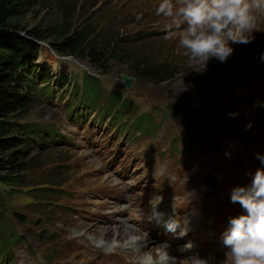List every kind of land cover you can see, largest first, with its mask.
<instances>
[{
  "label": "rangeland",
  "instance_id": "obj_1",
  "mask_svg": "<svg viewBox=\"0 0 264 264\" xmlns=\"http://www.w3.org/2000/svg\"><path fill=\"white\" fill-rule=\"evenodd\" d=\"M159 2L160 0H39L37 5L29 8L23 15V28L17 30L21 37L27 38L26 31L36 25L46 27L55 24L58 28L64 24L67 27L69 23H74L75 26L89 25L96 30L98 39L103 42L124 39L126 49L132 50L140 58L161 60L162 55H168L167 62L173 66L175 74L164 81H152L144 78L145 76L137 77L136 66H132L130 61L111 60L96 64L85 53L60 56L52 49L48 40L37 41V61L46 62L45 65L52 69L53 77L66 74L71 82L67 90L48 100L37 98L35 92L31 94L33 98L26 104L23 118L19 120L20 123L37 127L47 123L55 129L56 134L52 138L47 134L37 137L34 133L30 134L32 131H27L25 135L29 136L30 141L26 150L33 158L29 162V171L21 174L23 183L17 187L1 183V188L7 190L9 196L4 194L5 209L2 208L1 224L7 230L1 240L3 245L2 248L0 246V264L5 263L6 255L14 264L20 260L22 264L23 261L26 262L24 264H81V261H89L90 264H121L116 259L67 257L71 245H78V255L86 253L99 258L104 251L87 242L100 243L98 239H101L108 244L107 250L124 243L125 240L115 243L121 237L114 233L116 227L129 225L139 234L138 237L146 238L136 228L135 222H132L138 216L135 205L114 215V218L131 220V223L123 226H105L99 224L98 220L91 223L93 218L90 217V221H85L86 217L81 218L82 223L75 220L79 218L78 211L92 214L97 211L105 212L102 203L118 195L115 184L121 187L122 198L118 202L121 208L128 206L127 196L131 194L141 198L143 205H148L156 198H161L162 194H171L178 199L182 198L183 190L193 191V202L198 204L197 209L192 210L197 218L198 229L197 240L193 245H216V237L226 217L223 207L227 201V190L231 187L229 182L243 179L246 170H242L241 163L240 166L236 162L229 165L227 159L215 160L213 153L220 150L217 146L221 150L229 149L230 142L238 150L254 157L257 153L264 154V56H261L260 50L264 45V15L260 10L255 12L256 30L252 33L254 39L251 43L232 44L234 51L226 62L221 63L216 58H211L204 65L178 58L183 54L178 39L182 29L168 27L162 31L156 30L160 23L167 20L155 13ZM61 18L66 22H62ZM244 63H249V66L255 63L256 72L251 70L254 73L258 71L255 78H250L248 65H242ZM244 67L247 68L243 70ZM233 72H236L234 81L238 86L230 83L229 78L212 80L214 76ZM85 74L91 80L95 79L101 87V94L99 87L96 84L89 86L87 79L84 86ZM73 82L79 89L85 87L82 101L90 110H96L101 118L108 114L112 118V124L120 130L129 131L133 140L151 145L158 140L159 131L165 132L166 135L160 140V149L121 139L122 132L113 131L110 121L99 119L97 114H86V117L76 115V121H70L65 103ZM111 89L130 97L135 111L149 105L153 109H164L166 105L189 98L195 101L179 111L176 119L167 121L166 129L169 131H164V122H161L162 115L159 113L135 118L123 114L118 105L107 103L102 107L97 103L96 97L99 94L102 97ZM53 91L56 92V89ZM205 91H210L207 92L208 97L203 96ZM135 100L139 102L136 103ZM163 115L166 116L167 112L163 111ZM179 121L186 122V126L179 125ZM170 132L177 137L181 135V140L179 138L177 141L181 148L179 155H167V151L162 150ZM207 133L205 139L211 143L210 146L205 145L202 140ZM192 143L197 146V155L185 153V146ZM232 152L233 155L237 153L235 150ZM250 159L246 158L249 166L253 163ZM207 171L218 177L213 189L208 188L205 182ZM173 175H176V180H171ZM49 177L51 182L57 183L53 193L49 192V184H43ZM202 188L209 190L211 195L202 196L198 191ZM60 203L76 205L77 211H70ZM107 204L108 202L105 203ZM156 204L160 207L162 205L160 202ZM155 209L151 208L149 212ZM217 210H222V217H216ZM114 211L115 209L110 210V214ZM63 214L68 219L62 218ZM97 216H100V212ZM205 220L212 222L208 229L204 228ZM107 221L111 223V219ZM73 223L75 226L85 227V232L92 234L95 242L91 236L76 235L83 233L82 228H75L76 234L73 235ZM48 227L52 230V237H49ZM159 228L160 224H146L145 227V234L154 238L156 243L159 242L155 238ZM71 235L78 239L71 241ZM172 235L173 233H168L167 238ZM192 237L190 234V239ZM67 238L68 247L65 243ZM146 240L142 246L144 250L155 247L151 240ZM136 243L137 241H133V245ZM208 251L212 252L211 249H199L194 253L211 264H222L226 258L227 251L215 255L208 254ZM48 252H52L50 262L41 258L42 255L47 256ZM105 254H117V249ZM157 254L156 250L154 257ZM137 255V260L146 262L141 259L140 254ZM122 262L125 264V260ZM144 262L138 264H146Z\"/></svg>",
  "mask_w": 264,
  "mask_h": 264
},
{
  "label": "trees",
  "instance_id": "obj_2",
  "mask_svg": "<svg viewBox=\"0 0 264 264\" xmlns=\"http://www.w3.org/2000/svg\"><path fill=\"white\" fill-rule=\"evenodd\" d=\"M38 3L39 0H0V220L2 208L5 209L4 194L9 196L7 190L1 188V183L13 188L21 185V174L29 171V162L33 159L26 150L30 141L26 132L43 136L37 125L19 122L26 104L33 98L31 94L35 92L28 61L34 60L30 55L35 52L37 41L48 40L53 50L61 55L85 53L96 64L111 60L130 61L132 66H136L137 77L145 76L152 81H164L175 74L173 66L167 62L168 55H162L161 60L140 58L132 50L126 49L124 39L103 42L89 25L75 26L69 23L61 28L55 24L46 27L36 25L26 31L27 38L21 37L17 33L23 28L21 19L29 8ZM61 21L66 22L62 18ZM178 58L182 61L189 59L184 54ZM87 77L89 86H95V79L91 80L89 75ZM194 101L189 98L173 102L169 108L175 112L183 111ZM43 184H49V192L53 193L57 183L51 182L49 177Z\"/></svg>",
  "mask_w": 264,
  "mask_h": 264
},
{
  "label": "clouds",
  "instance_id": "obj_3",
  "mask_svg": "<svg viewBox=\"0 0 264 264\" xmlns=\"http://www.w3.org/2000/svg\"><path fill=\"white\" fill-rule=\"evenodd\" d=\"M257 10H264V0H160L155 13L170 21L169 27H182L179 46L190 60L206 65L211 58L227 61L234 49L232 44H248L254 39ZM260 162L249 184L234 187L232 203H238L243 214L232 217L222 234L228 249L222 264H264V154L257 153ZM171 231L186 226L179 218L168 225ZM191 242L180 251H190ZM161 264H209L198 253L184 258L171 256L164 249Z\"/></svg>",
  "mask_w": 264,
  "mask_h": 264
},
{
  "label": "bare ground",
  "instance_id": "obj_4",
  "mask_svg": "<svg viewBox=\"0 0 264 264\" xmlns=\"http://www.w3.org/2000/svg\"><path fill=\"white\" fill-rule=\"evenodd\" d=\"M260 11L264 15V10H260ZM122 211H123V209L119 210L116 207L115 208V211L114 212H111V213H121ZM120 225L123 226V224H120ZM114 233H116L117 235H121V237L117 239L118 241L115 240V243H118L120 240H125L124 243H132L133 244V241H135V239L139 236V234L132 227H130L129 225H126V226L120 227V228L116 227L115 230H114ZM190 234L191 233H186L182 237L185 238V239H190ZM139 239H141L140 243L138 245L136 243V245H134V246H137L138 247L137 253L140 254L141 255V259L142 260H145L146 262H148L149 260H156V259L163 258L162 252H163L164 249H166L168 252H171V250H168L166 247H162V248L161 247H158L157 248V245H155V244H154L155 245L154 248H148L147 250H144L142 248V246L144 245V243L147 240H146V238L141 237V236L139 237ZM98 241L100 243H102V244L104 243L105 245L108 246V244L105 241H103L101 239L100 240L98 239ZM147 242L149 243L150 241H147ZM156 250H158V254H157V257H154V253L156 252ZM83 254L86 255V253H83ZM150 256H151V258H150ZM24 263H26V262L23 261V264ZM209 264H211V263H209ZM212 264H213V262H212ZM215 264H217V263L215 262Z\"/></svg>",
  "mask_w": 264,
  "mask_h": 264
}]
</instances>
